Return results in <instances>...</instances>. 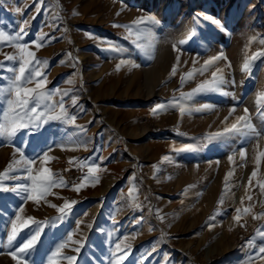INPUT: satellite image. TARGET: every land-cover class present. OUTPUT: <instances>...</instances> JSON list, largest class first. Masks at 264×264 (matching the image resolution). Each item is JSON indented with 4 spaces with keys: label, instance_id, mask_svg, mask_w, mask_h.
Returning a JSON list of instances; mask_svg holds the SVG:
<instances>
[{
    "label": "rangeland",
    "instance_id": "1",
    "mask_svg": "<svg viewBox=\"0 0 264 264\" xmlns=\"http://www.w3.org/2000/svg\"><path fill=\"white\" fill-rule=\"evenodd\" d=\"M36 2L38 0H0V25L2 18L12 20V15L18 14L22 19L21 24L25 19L30 21L29 31L38 29L39 33H46L48 36L55 34V39L45 44L49 46L55 42V48L49 53L50 64L57 62L62 50H70L71 52H66L71 53L68 61H72V69L76 71L82 63L79 74L82 76L85 73L83 77H87L89 82L93 75L91 70L95 68L93 62L95 58L90 55L88 61L83 57L84 53H88L85 45L92 41L87 35L101 32L110 38L113 36L115 41L129 48V53L117 57L118 60L135 59V63L140 65L134 69L129 65L125 66L126 69L121 67L119 70L120 82L126 84H121L119 91L121 103L126 105L130 103L129 108L124 109L129 110L130 113L121 112L120 128H104L105 132L107 130L108 132L103 137V143L105 142L103 148L107 152L112 147V137L118 140L117 147L120 146L125 150V155L131 157V165L127 168L129 171L137 168L143 158H152L151 179L150 176L145 177L149 190L145 191L143 200L138 203L146 210L145 213H141L144 218L143 225L140 223L139 226L136 222V226L131 230L128 229L129 225H126L125 229L113 228L124 215L123 211L127 210L128 195L120 197L119 201L115 202L117 195L112 190L99 197L78 195L79 193L70 188L52 190L58 193V196H49L48 199L56 205L63 204L65 198L78 202L73 206L69 218L57 226L65 227L67 231H74L76 221H82L80 230L74 232L73 238L84 240V247L81 248L80 253H76L72 250L76 245H73L72 248L64 249L65 253L76 255V264H108L114 242L136 232L135 238L130 239L132 242H129V239L125 241L132 245L131 254L125 264H141V262L142 264H238V262L243 264L248 255L254 254L264 244V240L258 238L255 247L246 246L257 229L264 231L262 228L264 217L253 219L254 214L264 211V192L259 186L264 182V157L260 158L259 166L256 164V157L264 152V107L258 108L255 103L257 93L264 91V58L256 61L251 76L241 71L246 52L250 55L251 52L264 48V45L259 43L264 39V0H47L45 5H41L39 14L36 13ZM17 7L21 9L20 13L16 11ZM201 13L219 19L226 31H221L215 25L206 22L196 27L193 18ZM57 14L60 19H56ZM144 15H154L160 21L152 29L156 37L153 59H147L139 54L130 41L123 38L126 34L124 28L112 26L129 24L135 18ZM194 27L197 35L187 44L179 45L177 42L186 39L190 29ZM252 37H256V40L249 45ZM47 38L46 36L45 39ZM174 43L180 48V65L177 74L169 78L178 54L172 48ZM162 50L170 53L169 57H165V69H160L158 63V55ZM221 53L226 59L217 61L203 75L198 73L194 80L186 83L181 89L180 76L193 67L194 57L198 60L196 64L198 68L204 60ZM43 55L45 53L41 52L40 57L43 58ZM80 56L83 58L80 59ZM185 61L187 64L184 63ZM229 62L230 68L226 67ZM63 65L61 64V68ZM217 68H223L229 80L235 79L236 86L226 85L225 90L234 93L239 103L231 97L210 94L197 97L195 106L206 102L212 103L216 107L211 112L185 114L183 117L178 108L158 112L156 115L151 111L148 112V108H153L155 104L167 102L174 95L179 97L180 91L188 92L202 80L210 79L212 72ZM160 78L161 84H157ZM85 82L86 90L95 87L91 85L92 83ZM109 90L103 88L108 95L111 94ZM146 97L151 100L145 101ZM88 104L92 107L91 102ZM101 104L102 106L100 102L96 103L106 110L104 103ZM234 104L235 113L224 122V118L228 116L229 109ZM244 108H248L251 122L258 129H262V135L245 145L246 154L243 160L239 156L238 137L206 143L197 151L180 153L174 151L184 144H199L206 134L222 130L224 126L235 122L237 116L243 115ZM108 112L110 114V109ZM155 134H162L157 138L161 143L155 141ZM3 143V147L0 146V171H3L12 159L13 152L6 147L9 143ZM233 149L236 151L233 152ZM79 150H73L72 146L69 152L73 151V155H79L81 152ZM31 153L26 151L27 155ZM50 155L54 156V154ZM166 155L169 159L163 161L162 157ZM229 155H233L234 162L228 160ZM69 158L71 157H56L47 166L54 173L63 176L70 184L78 183L81 176L80 169L71 166ZM136 159L137 162L134 163L133 160ZM153 165H156L155 169ZM254 169L257 175L252 177L250 185L249 177ZM138 171L143 176L141 168ZM230 171L232 172L228 180L230 190L225 191L224 178ZM8 183L11 186L12 182ZM63 189L65 190L62 191ZM222 193H224L223 202L219 203ZM4 195L12 197L13 194ZM249 195L252 197L251 201L247 198ZM16 203H19L18 198ZM120 205L122 210L118 212ZM25 206V214L38 219L57 215L56 209L47 205L42 204L37 208L34 203L29 202ZM249 206H252V211L242 216L241 223L245 226L241 227L233 219L237 215L236 209ZM96 207L100 210L94 214ZM156 209H159L160 214L164 216L163 222L157 218ZM218 209L219 214H217ZM13 214L11 210L6 212V216ZM212 216H215V220L212 221L214 227L209 229L206 225L209 223V217ZM88 224H92L93 227L89 229ZM57 226L49 227L42 235L43 243L40 245L42 249L54 247L59 241L58 237L62 235L49 236V233H55ZM0 237L6 241L3 223H0ZM154 246L156 251H152ZM7 253L8 249L0 248V264H15ZM33 259L38 260L39 257L34 256ZM251 264H264V259H253Z\"/></svg>",
    "mask_w": 264,
    "mask_h": 264
},
{
    "label": "snow or ice",
    "instance_id": "2",
    "mask_svg": "<svg viewBox=\"0 0 264 264\" xmlns=\"http://www.w3.org/2000/svg\"><path fill=\"white\" fill-rule=\"evenodd\" d=\"M46 2L47 0H38L36 2L35 8L37 14L41 11V5H45ZM16 11L20 13L21 9L17 7ZM119 14L118 12L117 15ZM56 19H60L59 14L56 15ZM193 19L196 27L206 22L215 25L221 31H226L224 24L212 15L201 13L194 16ZM159 23L160 21L154 15H144L135 18L129 24H113L112 26L124 28L126 34L123 38L129 40L139 54L145 56L147 59H153L156 37L152 29L153 26ZM29 26L30 21L27 19L22 24L17 25L16 28H12L10 32L5 30V26H0V48L9 46L13 49L11 53H4V60H0V81H5V83L0 84V141L7 142L13 146L12 159L7 163L3 171H0V218H3L0 219V223H3L6 234V241L0 237V248L8 249L7 254L15 261V264H76L77 256L65 253L64 249L72 248L73 245H76L72 250L80 253L81 248L84 247V240L73 238L74 232L80 230L82 223L80 220L76 221V229L69 231L66 238L60 239L59 242L54 244V247L47 250L40 247L43 243L42 235L45 234V229L47 227L55 228L59 223L67 220L73 212V206L78 203L75 200L65 198L63 204L56 205L48 197L53 195L58 196V193L52 191L54 188H70V190L79 193L86 187H94L100 182V174L106 171V169L101 167L105 158L95 155L84 159L77 157L69 158L71 166L79 168L82 172L84 168L87 169L79 178L78 183L72 182L71 184L63 176L59 173H54L47 166L52 160L56 159V157L50 155L54 147L65 150L69 145H72L73 150L79 148L86 149L87 140L85 138L87 137V128L85 125L77 124V114L69 110L70 108L75 109L79 107V97L76 95L70 96V89H60L59 87L49 89L47 87L49 83L47 70L50 61L46 58L38 57L36 51L32 50V46L36 50H39L46 43H51L55 37L41 32L36 34L30 42L25 41V37L29 35ZM196 27L190 29L186 39H181L177 43L183 46L192 40L197 35ZM46 36L48 37L47 40L45 39ZM89 38L95 37L89 34ZM255 40L256 37L250 38L249 45ZM259 43L264 45V39H261ZM99 44L106 45V47L101 48L102 51L111 52L119 56H124L130 51L128 47L107 39L99 40ZM172 48L178 54L175 57V63L172 65L169 78L177 74L178 65H180V48L177 47L176 43L172 45ZM67 56L71 58V53H68ZM261 58H264V48L257 49L251 52L250 55L246 52L241 65V71L251 76L256 61L261 60ZM223 59H226V57L222 53L209 57L197 68L196 64L198 60L194 57L192 60L193 67L180 76L181 89L186 83L194 80L198 73L203 75L217 61ZM5 61L8 63L5 64ZM64 62L63 60L60 61L61 64ZM184 63L187 64V61ZM128 65L132 67L140 66L131 59L121 58L115 65V69L119 71L121 67ZM226 67L230 68L231 63L229 62ZM229 84L235 87V79L229 80L224 69L217 68L212 72L210 79L202 80L195 88H192L188 92L180 91L179 97L174 95L167 102L155 104L151 112L153 115H156L158 112L178 108L181 117L185 114L192 115L195 113L211 112L216 107L212 103L206 102L195 106V99L197 97L210 94L231 97L239 103L234 93L225 90V86ZM69 96L71 103L66 106L65 97ZM255 103L258 108L264 107V91L257 93ZM80 111L83 112L84 109L80 108ZM235 111L236 105L234 104L229 109L228 116L224 118V122ZM243 111L244 114L237 116L235 122L224 126L222 130L206 134L199 144H184L180 148H175L174 151L176 153L197 151L206 143L238 137L240 141L239 156L243 160L246 154L245 145L252 139H258L262 135V129H258L251 122L248 108H244ZM54 125L55 128L53 127ZM69 127L74 129L72 135H67L66 131L61 133V128L67 129ZM180 135L186 134L180 133ZM57 136H60V139H53ZM17 140H19L20 146H17ZM50 140L52 141L51 143H49ZM29 147L32 148L31 155L26 154ZM235 151L236 149H233V152ZM261 157H264V152L259 153L256 157L257 166L261 162ZM168 159L169 156L167 155L162 157L163 161H167ZM228 160L234 162L233 155H229ZM153 168L155 169L156 165H153ZM231 175V171L225 175V191L230 190L228 180ZM256 175L257 171L254 169L249 177L250 185L252 184V177ZM8 182H12L11 186H9ZM259 186L262 192H264V182L260 183ZM136 192L135 185L129 188V206L133 210L142 211L141 205L136 203L138 198ZM8 193L13 194L12 197L4 195ZM223 196L224 193L221 194L219 203L223 202ZM17 198L19 200L18 204L16 203ZM247 198L249 201L252 200L251 195ZM29 202L34 203L37 208L42 204L54 208L57 215L45 219L26 215L25 205ZM241 203H243V198H241ZM9 210L14 214L6 216V212ZM149 211L151 212L152 209L150 208ZM155 211L157 218L163 222L164 216L160 214V210L156 209ZM251 211L252 206L237 208V215L233 218L234 221L241 227H244L245 224L241 223L242 216L251 213ZM217 214H219V209L217 210ZM261 217H264V211L253 215V219H260ZM142 220L143 217L141 216L136 222L139 223ZM214 220L215 216L209 217V223L206 225L209 229L214 227V223H212ZM87 227L91 229L93 225L88 224ZM149 230L151 231L152 229L150 228ZM100 231L103 232L104 229H100ZM135 235L136 233L131 238L134 239ZM258 238L264 240V231L257 229L254 236L246 243V246L255 247V241ZM127 239L128 237H124L114 242V247L110 251L108 264H125V261L131 254L132 248L131 244L125 242ZM152 251H156L155 246ZM34 256H38L39 259H33ZM256 258L264 259V244L254 254L248 255L243 264H251V261Z\"/></svg>",
    "mask_w": 264,
    "mask_h": 264
},
{
    "label": "crops",
    "instance_id": "3",
    "mask_svg": "<svg viewBox=\"0 0 264 264\" xmlns=\"http://www.w3.org/2000/svg\"><path fill=\"white\" fill-rule=\"evenodd\" d=\"M2 19L3 20L0 26H5V30L9 32L12 30V28H16L17 25L21 24L22 21L20 15L18 14L12 15V20H10L9 18L7 19L2 18ZM12 21L14 23H12ZM38 33H39L38 29L29 31V35L26 37V41L30 42ZM93 33H94L93 36L95 38H89V35H87L88 38L92 41L90 43L87 42L88 44L85 45V49L88 50V53L87 54L84 53L83 56L85 59H88V61L90 60L88 58L90 55H93L95 58V60H93V62H95V68H92L91 70L93 75L91 76V80L89 82L87 81V77L84 78L85 73L82 74V76L79 74L80 73L79 69L81 68L82 63L80 64L79 68L76 71L72 69V61L71 60L68 61L69 57L67 56L68 53L66 52L68 50L65 49L61 51L62 53L57 58V62H53L49 64V68L47 70L48 81H49L47 87L49 89H53L57 87H59L60 89H70L71 90L70 96L76 95L79 97L78 100L79 107L75 109L70 108L69 110L77 114L76 123L80 125H85L87 128V137L85 138L87 140V148L86 149L79 148L81 150V152H79L80 154L73 155L74 153L73 151L69 152V150L72 148V145H69L65 150H61L58 147H54L53 151L50 154H54V156H56L57 158L77 157L81 159L92 157L94 155L97 157L103 156L105 159L103 160L101 167L103 169H106V171H103L100 174V182L96 184L94 187L89 186L82 189L78 195L99 197L105 192L112 190L114 191V194L117 195V198L114 199V201L117 202L119 201L120 197H123L124 195H128L129 188L135 185V188L137 189L136 196L138 197L136 203H139L140 201L143 200L145 191L147 192L149 190L147 187V182L145 180V177L150 176L151 179L152 158L151 157L143 158L142 160H140L141 163L139 164V166L137 164L139 168L137 167L134 170L132 169L129 171L127 168H129V165H131V161H132L131 157L125 155L124 153L125 150L120 148V146L117 147L119 144L118 140L116 141L112 137L111 139L112 147L107 152H105V149L103 148L105 146V142L103 143L104 141L103 137H105L106 133L108 132V130L105 132L104 128H111V129L120 128V122H121L120 114L121 112L123 113L125 111L126 113L129 111L124 109L129 108L130 103L127 102L128 105H126L125 103L124 104L121 103V96L119 91L121 90V84L123 85L126 84L120 82L121 73L115 69V65L119 62L117 55L111 52L102 51L101 48L106 47V45L99 44V40H103V39L111 40L114 42H118V41H115L116 39L113 36H111L110 38L108 35L101 32L100 33L93 32ZM54 35L55 34H52L50 36L54 37ZM54 48H55V42H52V44H50L49 46L45 45L39 50H36L35 47L32 46V50L36 51L38 57H40L41 52L45 53V55H43V58H46L49 61L51 60L49 53H51V50ZM11 52H13V49L9 46H4L3 48H0V60H4V53H11ZM83 57L80 56V59H82ZM124 59H128V58H124ZM61 60L65 61L63 63L64 64L63 68H61V63H60ZM133 61L136 62L135 59ZM7 63L8 62L5 61V64ZM122 68L126 69L125 66ZM131 68L134 69L136 67H131ZM161 80L162 79L160 78L157 84H161ZM84 82L88 84L92 83L91 85L95 87H93V89L91 90H86L84 86ZM2 83H5V81H0V84ZM111 87H114V89H112ZM103 88H109L111 94L108 95L105 91H103ZM156 94L158 93L156 92ZM70 96L65 97L66 106L70 105L71 103ZM148 100L151 99L146 97L145 101ZM89 101L91 102L92 107H90V105L88 104L90 103ZM125 101H129V100H125ZM97 102H100L101 106H102L101 103H104L105 107H107L106 110L97 106L96 105ZM80 108H83L84 111L81 112ZM109 109H110V114L108 112ZM130 109H134V108H130ZM151 109L152 108H148V112H150ZM105 111H107V113ZM90 121L91 123H89ZM53 127L55 128V125ZM60 131L61 133H64L66 131L67 135H72L74 129H72L71 127L67 129L61 128ZM161 135H156V134L154 135L156 139L155 141H157V143H161L160 139H157L160 138ZM53 139L58 140L60 139V136L54 137ZM51 142L52 141L50 140L49 143ZM3 144H4L3 141H0L1 148L3 147ZM5 144L8 143L6 142ZM16 144L17 146H20L19 140L16 141ZM97 144L99 145L97 146ZM6 147L10 148L8 149L9 151H13V146L11 144L6 145ZM27 150L32 152L31 147H29ZM97 162L99 161L97 160ZM133 162L134 163L137 162V159L133 160ZM140 168L143 171V176L138 171V169L140 170ZM86 171H87L86 168H84L83 172L79 170L81 176ZM64 190L65 189H63L62 191ZM164 190H166V188ZM121 206L122 205L118 207V212L122 210ZM127 206H128L127 210L123 211L125 216L123 215L120 220L117 218L119 222H116L114 224L113 226L114 229H119L120 227L122 228L124 227L125 229L126 225H129L128 229L131 230L132 228H134V226H136L137 224L136 221L139 220V217L142 215L141 213L146 212L145 209H142V211L133 210V208H131L129 204ZM99 210L100 208L96 207L94 210V214H97ZM142 222L143 221L139 222L138 225L140 226V223L142 224ZM148 226L150 227V225ZM48 229L49 227H47L45 231H48ZM68 232L69 231H67L65 227L59 226L58 228H56L55 233L52 234L49 233V236L52 235L53 237H55L54 234L62 235L58 237V239L60 240V238L63 237L66 238ZM134 233L136 232H133L128 236L129 242H132L130 239H132L131 237L133 236ZM84 235L86 237L87 233ZM142 237L144 238V236Z\"/></svg>",
    "mask_w": 264,
    "mask_h": 264
},
{
    "label": "bare ground",
    "instance_id": "4",
    "mask_svg": "<svg viewBox=\"0 0 264 264\" xmlns=\"http://www.w3.org/2000/svg\"><path fill=\"white\" fill-rule=\"evenodd\" d=\"M172 49V48H171ZM158 52V51H157ZM159 54V53H158ZM170 56V53L166 50H162V52L158 55V60H159V64H160V69L163 68L165 69L166 68V64L164 63L166 58L165 57H169ZM157 57V56H156ZM165 58V59H164ZM173 58V57H172ZM169 59V58H168ZM168 62V61H166ZM158 64V65H159ZM171 66V65H170Z\"/></svg>",
    "mask_w": 264,
    "mask_h": 264
}]
</instances>
